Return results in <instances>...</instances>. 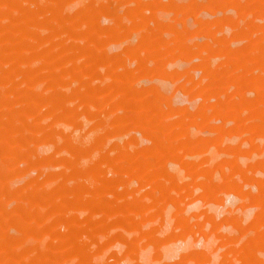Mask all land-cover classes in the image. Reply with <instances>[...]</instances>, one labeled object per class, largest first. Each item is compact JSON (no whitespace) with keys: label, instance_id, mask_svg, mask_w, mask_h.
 Returning a JSON list of instances; mask_svg holds the SVG:
<instances>
[{"label":"rangeland","instance_id":"rangeland-1","mask_svg":"<svg viewBox=\"0 0 264 264\" xmlns=\"http://www.w3.org/2000/svg\"><path fill=\"white\" fill-rule=\"evenodd\" d=\"M0 264H264V0H0Z\"/></svg>","mask_w":264,"mask_h":264}]
</instances>
